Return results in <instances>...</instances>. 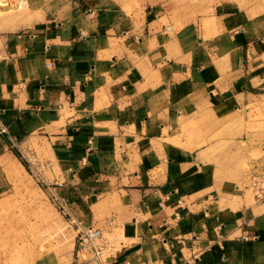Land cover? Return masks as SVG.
Segmentation results:
<instances>
[{
    "label": "crops",
    "instance_id": "1",
    "mask_svg": "<svg viewBox=\"0 0 264 264\" xmlns=\"http://www.w3.org/2000/svg\"><path fill=\"white\" fill-rule=\"evenodd\" d=\"M150 3L39 0L40 31L0 47L3 145L41 149L80 228L104 232L102 264H264V141L238 115L264 99L263 34L235 6L183 21Z\"/></svg>",
    "mask_w": 264,
    "mask_h": 264
},
{
    "label": "rangeland",
    "instance_id": "2",
    "mask_svg": "<svg viewBox=\"0 0 264 264\" xmlns=\"http://www.w3.org/2000/svg\"><path fill=\"white\" fill-rule=\"evenodd\" d=\"M7 2L9 8L0 11V47L3 38L37 32L43 26L38 22L42 19L39 0ZM224 5L235 6L264 37V0H153L150 3L159 15L183 21ZM238 115L240 118L248 115L245 128L254 133L251 137L255 143L264 141V99H250ZM4 140L0 135V264H77L82 257L78 255L81 232L71 222L72 208L67 198L42 174L41 149L24 152L9 142L8 147L3 145ZM260 153L255 150L253 156ZM174 217L178 219L179 214Z\"/></svg>",
    "mask_w": 264,
    "mask_h": 264
},
{
    "label": "built area",
    "instance_id": "3",
    "mask_svg": "<svg viewBox=\"0 0 264 264\" xmlns=\"http://www.w3.org/2000/svg\"><path fill=\"white\" fill-rule=\"evenodd\" d=\"M249 176L250 188L256 203L264 204V155L252 161ZM60 203L66 208V203L63 200L60 199ZM70 218L71 222L77 225L79 232H81V236L78 238V255H82L84 258L85 254L90 253L97 264H102L105 252V243L102 242L104 239L102 231L93 227L80 228L81 224L72 215ZM243 238L245 240L248 239L246 236Z\"/></svg>",
    "mask_w": 264,
    "mask_h": 264
},
{
    "label": "bare ground",
    "instance_id": "4",
    "mask_svg": "<svg viewBox=\"0 0 264 264\" xmlns=\"http://www.w3.org/2000/svg\"><path fill=\"white\" fill-rule=\"evenodd\" d=\"M7 0H0V11H4L6 9L9 8V6H7ZM4 9V10H3ZM104 233V232H102ZM104 236V235H103ZM91 255V254H90ZM93 258V257H92Z\"/></svg>",
    "mask_w": 264,
    "mask_h": 264
}]
</instances>
